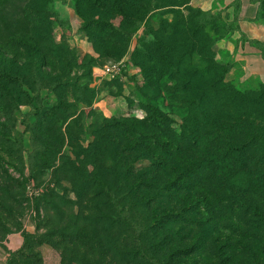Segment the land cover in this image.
I'll return each instance as SVG.
<instances>
[{"label": "rangeland", "instance_id": "rangeland-1", "mask_svg": "<svg viewBox=\"0 0 264 264\" xmlns=\"http://www.w3.org/2000/svg\"><path fill=\"white\" fill-rule=\"evenodd\" d=\"M115 2L8 0L0 6V66L24 75L20 82L0 79V222L7 229L0 235V264H9L27 242L26 254H39L45 264H76L67 256L77 246L73 230H65L72 223L90 234L89 256L106 252L102 264H117L124 249L135 248L141 236L134 229L85 222L100 212L102 200L100 184L85 179L91 173L119 184L121 206L137 225L156 227L142 236L144 249L158 255L150 248L163 243L169 264H264V243L250 240L249 228L220 210V196L194 183L211 179L172 161L168 148L179 142L188 110L179 103L175 71L158 63L170 50L163 43L156 53L155 39L170 44L175 57L184 52V70L188 64L193 70L200 37L208 36L216 53L227 21L197 0H139L134 10ZM140 7L154 10L135 29ZM127 15L132 21L120 26ZM210 61L218 63L216 55ZM110 62L121 63L116 77L104 71ZM154 177L169 187H153ZM56 192L64 202L51 199Z\"/></svg>", "mask_w": 264, "mask_h": 264}, {"label": "trees", "instance_id": "trees-1", "mask_svg": "<svg viewBox=\"0 0 264 264\" xmlns=\"http://www.w3.org/2000/svg\"><path fill=\"white\" fill-rule=\"evenodd\" d=\"M6 1L8 0H0V6ZM112 1H116L115 4L118 5L121 3L122 10L123 6L125 8L128 6L134 10V7L139 5V0ZM143 9L144 7H140L142 14L133 19L132 26L136 24L135 29L140 26L139 23L137 24V19L144 20L148 13L154 10L148 9V11L143 12ZM102 15L103 18H108L106 14ZM261 16L264 18V6ZM128 21L132 20L128 19V15L124 16L120 26ZM178 32L175 28L173 35L176 36ZM222 37H224L223 34L219 35L218 39ZM155 40L154 44L158 45L155 47L156 53L161 50L163 43L170 50L168 53L164 52L158 56V63L163 66L164 71H175L174 78L179 82L177 91L183 94L179 98V103L188 110L181 126L182 133L179 136V142L168 144L172 161L178 158L182 161H180L181 164L186 165L187 171L194 170L204 175L205 179H211L208 180L209 183L200 182L198 179L194 183L204 193H212L215 197L220 196V210L227 211L234 217L235 221L244 227L247 226L250 231L249 239L256 240L258 245H262L264 243V86L260 89L241 91L233 83L226 82V66L219 65V62L211 64L210 59L212 60L216 53H213V42L208 36L200 37V43L196 48L199 50V61L194 64L193 70L190 64L184 70L187 57L184 52L179 57H175L171 53V45L166 43L162 37ZM30 57L32 64L31 71H29L33 75L36 68L34 51L30 52ZM212 70L215 71V75H213ZM163 73L165 74V72ZM168 73L173 74V72ZM22 77L24 75L15 73L13 65L0 66V79H7L11 81L10 83H14L20 82ZM196 79L199 80V83H196ZM158 115L161 116L158 118L164 120L160 112ZM117 167L119 171H125L120 163ZM74 179L71 178L73 182ZM85 179L89 183L100 184L101 190L99 192L100 197L102 196L100 212L96 214L94 219L89 218L85 222L88 223L89 220L92 223L101 222L111 227L128 226V229H134L140 233L141 238H137L133 242L136 245L135 248L124 249L117 264H169L170 262L162 258L164 254L163 251L161 253L160 249L163 243L158 242L156 245L153 243L150 248L151 252L157 249L158 255L149 253L148 249H144L142 236L147 232H154L156 227L152 229L141 227L137 225L134 218L129 216L130 209L128 211L125 206H121L123 195L118 196L119 184L106 182V175L105 178H99L94 173L88 174ZM118 181L122 182L123 180L120 177ZM139 186L140 184L135 185V188ZM152 186L159 189L169 187L168 183L164 187L159 185L156 177L152 179ZM134 189L132 192L135 191ZM42 196L44 197L45 194ZM52 198H55V203H58L56 201L60 203L65 201V198L58 192L52 194ZM124 199L129 201V198L125 197ZM201 204L207 208L210 205L206 199L202 200ZM131 205L134 206L132 203ZM85 222L84 224H86ZM5 226L0 222V235ZM68 229L73 230L71 242L77 244L67 254L70 261H74L73 263L76 264H102V261H105L106 252L100 258L94 254H90V256L87 254L94 243L91 239L88 240L91 236L85 233V227L78 229L77 223H72L65 230ZM60 247L67 253L65 246ZM81 248L88 250L80 252ZM27 249L28 242L21 252L13 254L15 257L9 264H45L39 254L37 256L33 253L31 255L26 254ZM171 255L173 256V253ZM62 261L64 264H68L64 259Z\"/></svg>", "mask_w": 264, "mask_h": 264}, {"label": "crops", "instance_id": "crops-1", "mask_svg": "<svg viewBox=\"0 0 264 264\" xmlns=\"http://www.w3.org/2000/svg\"><path fill=\"white\" fill-rule=\"evenodd\" d=\"M197 1L203 10L223 15L229 25L226 35L215 46L217 62L227 68L226 80L241 91L263 87V0Z\"/></svg>", "mask_w": 264, "mask_h": 264}, {"label": "built area", "instance_id": "built-area-1", "mask_svg": "<svg viewBox=\"0 0 264 264\" xmlns=\"http://www.w3.org/2000/svg\"><path fill=\"white\" fill-rule=\"evenodd\" d=\"M120 65H121L120 62H118V63H116V62H110L105 67L106 74H108L110 76H113V77H116L117 76V73H118V71L120 69Z\"/></svg>", "mask_w": 264, "mask_h": 264}]
</instances>
